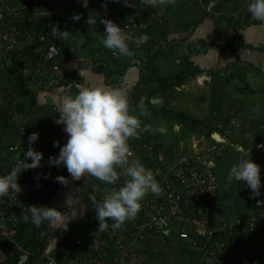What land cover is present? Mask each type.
Listing matches in <instances>:
<instances>
[{
    "label": "trees",
    "instance_id": "16d2710c",
    "mask_svg": "<svg viewBox=\"0 0 264 264\" xmlns=\"http://www.w3.org/2000/svg\"><path fill=\"white\" fill-rule=\"evenodd\" d=\"M111 1L90 0L89 3L97 2L98 7L95 9V13H100V10L109 5ZM70 2L74 4L78 3L79 0H42V3L48 9L56 10L60 14L55 16L54 20H58L59 18L67 19L71 23L69 31L67 30L69 38L75 34V20L72 19L74 11ZM196 2L197 0H171V2H166L164 5L150 6L148 0H142L135 13L111 12L109 14L108 19L115 21L132 38L129 40V47L133 55L130 57L119 56L118 58L112 59V51L104 48L102 45V36L96 42L95 50L97 57H94L92 61L93 64L96 63L97 70L111 84L119 83L123 80L131 59L138 61L139 81L133 91H131L132 96L129 102L136 103L142 96L150 99L155 95H161L168 101V98L174 96L178 91L176 87H179L189 74L201 72L189 60V54L182 58L180 64L172 73L164 76L160 75L157 64L159 58L168 57L174 51L173 45H170L169 41H167V37L172 30L171 27L175 26L177 29H187L192 32V29L200 22L195 17V10L193 9V5ZM240 5H236L235 8L233 7L239 15V20L234 22L237 24L240 23V27L251 23L250 19L258 23L248 13L247 3L241 11L239 10ZM221 18L226 20L227 25L231 24V20L233 19L225 16ZM39 22V20H34L28 24L29 29L37 30V33H39L38 30L42 27L38 25ZM140 35H146L148 39L145 44L137 47L132 40ZM68 36L59 45L60 55L62 56L58 60L61 64L64 61L68 62L71 59V55L75 53V41L72 39L69 40ZM204 44L211 46L207 43L200 42V49L203 48L202 46H205ZM234 44L237 47L252 48L243 43L237 34L231 38H227L222 46L231 48V54L235 55ZM222 46L216 45V48L218 49ZM2 49L4 53L1 52ZM98 61H102L104 66L103 64H97ZM42 63L44 64L43 57L38 56L32 49L23 48L17 44L8 47L6 43L0 41V70L3 73L2 76L5 78L3 81H0V165L1 167H9L19 155L8 151L20 136V129L23 126L21 124L28 118L33 122L42 123L45 126V139L41 145L33 146L36 151L43 153L40 166L35 168V172L29 169L23 171L19 176L18 183L21 186V191L28 194V198L22 201L27 206L43 205L51 207V199L55 193L57 183L60 182L56 178L63 176L69 180V174L63 165L50 166L49 169L43 170L40 174V168L44 167L43 161H48L49 156H55L59 153V146L54 147L53 142L59 141V145L61 146L64 144L61 141L60 129L53 122L59 114L52 107L42 108L35 105L32 106L29 101V95H23L10 72L9 74L7 73L8 68H18L19 76L24 82V85L31 87V89H40L33 85L35 82L33 75L36 68H42ZM207 73L210 76V82L208 83L209 109L205 119L201 120L208 128L204 137L210 140L211 145L224 146V153L216 159L213 166V171L218 182L219 211L227 219L242 216L244 217L243 224H247L250 213L255 214L258 213L257 211L259 209H264V203L257 204V200L264 201V156L259 158L257 154L261 153V149L256 148L257 144L264 145V115L258 122H251L248 128L240 126L238 130H235L231 122L232 120H238V109L236 108L231 111L230 107L226 106L227 102L225 100L230 82L220 70L212 69L207 71ZM73 82V77L65 74L58 78L56 84L48 88V91L54 90L55 88L64 89ZM70 90L76 93L77 86L74 84ZM141 121L143 124H147L144 120ZM182 129H186L191 133L197 128L195 129L190 124L185 123L182 125ZM213 132L218 133L221 137L227 138L230 143L226 145L216 143L211 138ZM246 134L248 136L245 138ZM238 135L241 137L239 138ZM137 140L140 143H147L152 140L153 148L150 152H146L147 150L142 148L139 150V154H136V159L135 157L130 158L129 163L138 161L146 168H151L156 167L157 164L168 163L178 156L179 151H172L173 149L170 150L169 147L166 148L165 140L162 141L154 138L150 134V131L144 132V135L138 137ZM174 140L179 145L180 141L177 138ZM252 142H254L253 146ZM239 147L250 155L253 161L260 165L262 187L259 197H253L250 189L243 185L242 182L237 181L229 184L225 179L230 166L240 155ZM188 150L184 149L182 153H187ZM29 162L31 161L29 160ZM117 171H120V169L118 168ZM3 175L5 174L3 173ZM36 181H39V184L43 185L42 190H38L39 184L35 183ZM238 184L241 185V188L236 187ZM121 186L122 183L117 184V187ZM101 192V189H96L93 190L91 195H95L97 198ZM227 207L230 209L229 211L226 209ZM133 220L131 222L126 221L120 228H117L116 234H127L129 228L132 226ZM172 227V231L180 230V226L173 225ZM96 228H98L97 221H87L82 226L74 224V227L71 228L66 238L59 243V247L55 251L53 250L51 255L59 259L60 253L62 255L66 254V257H74V253H81L88 259L93 258L94 253L88 250V245L85 242L81 241L80 245H76L75 242L82 230L89 232ZM186 230L189 231V228L187 227ZM13 231L14 233L10 238H5L0 235V252L3 253V257L0 258V264H46L44 253L49 238L51 237L50 228L45 224L37 228L30 221L25 222L22 218L21 211L17 216V223ZM256 233L264 236V214L258 220ZM104 236L107 237L105 238L107 241L105 240L106 245L104 247L108 250L109 255L103 256V258H111L113 255L111 238L113 236L110 234ZM250 238L251 235L248 233L245 235L236 234L232 237L233 243L224 245V247L218 246V240L214 238L209 242L207 248L214 249L218 252L215 264H256L255 262L257 264H264V246L247 247L250 243ZM192 239H196L192 234L190 235V239L182 240L172 233L171 237L161 244L150 245L149 241L144 240L135 245V254L138 253L141 256L139 264H202L201 250H194L190 246ZM243 243L246 244V247L242 246ZM17 248H20V250ZM219 254H222V256ZM241 258H245L246 261H240ZM86 264H89V262L86 261ZM130 264H135V262H130Z\"/></svg>",
    "mask_w": 264,
    "mask_h": 264
},
{
    "label": "crops",
    "instance_id": "0c3cea01",
    "mask_svg": "<svg viewBox=\"0 0 264 264\" xmlns=\"http://www.w3.org/2000/svg\"><path fill=\"white\" fill-rule=\"evenodd\" d=\"M141 1L142 0H128L126 4L125 0H112L109 5L100 10V16L97 17L95 26L88 25L86 20L90 14H95V9L98 7L97 2H93L92 4L88 3L87 7H83L80 2L74 4L70 2L74 14H79L80 19L74 21L75 34L72 35L71 38L68 36L69 40L72 39L75 41V53L71 55V59L68 60V62L63 60V66L67 69L65 74L73 77L74 80V82L69 84L66 88H55L51 91H48L49 89H31V87L24 85V82L19 76L18 68H8V72H6L8 74L10 72L12 78L19 86L21 93L23 95H29V101L32 106L35 105L42 108L52 107L55 112H57L56 105L60 97L64 93L74 95L75 93L70 90L71 87L74 86V84L77 86V84H83L85 82L93 86L102 85L123 89L127 93L128 99H131V91H133L137 85L140 76L137 67L138 61L131 59L123 80L119 83L111 84L107 82L105 76L97 70L96 63L93 64L92 60L94 57H97V52L95 50L96 42L98 38L103 36L104 31V24L100 23V18L108 19L111 12L135 13ZM247 2L248 0H197L193 5V9L195 10V17L198 18L200 22L192 29V32L187 29H177L175 26L171 27L172 30L167 37V41H169L170 45H173L174 51L168 57L159 58L157 64L160 75L164 76L172 73L176 67H178L182 58L189 54V60L196 68H199L201 72L189 74L186 80L179 85L180 89L174 96L168 98V101L161 95H155L150 99H146V96H142L136 103L130 101V111L132 114L138 116L140 120H144L145 122L148 117L152 119H161L169 123L171 128L175 131H179L180 128L182 129V125L185 123L190 124L197 129L189 133L188 141L194 140L199 136H205L208 130L205 124L201 122V120L205 119L209 109L208 83L210 82V76L207 71L212 69L220 70L236 88L243 87L245 84H247L245 88H248V86L250 87V84H253L255 81L252 74L246 75L244 68H256L261 73L260 75L264 80V26H262L259 21L258 23L253 22L252 19H250L251 23L243 27H240V23L237 24L234 22L239 20V15L234 9L235 6L241 4L239 8L241 11L244 9ZM222 16L233 18L231 24L227 25L226 20L221 18ZM235 34L242 39L243 43L252 48L250 49L243 46L237 47L236 44H234L235 55L231 54V48H225L222 44H224L227 38H231ZM200 42L207 43L211 46H206V44H204L205 46H202L203 48L200 49ZM216 45L222 47L217 49ZM81 71L83 72L84 80L80 75ZM250 71L259 74L252 69H250ZM202 75H206L208 80H203V82H201L199 79ZM254 83L256 84V82ZM257 90L258 96L260 95L259 104L252 100L250 104L251 108H253V110L255 108L258 112L252 111V109H245L237 95L233 94L232 97H230L228 92L226 93V106H229L231 111L236 108L238 109L237 119L240 121V126L242 127L248 128L251 122H258L264 115V86L260 84ZM251 93H253V90L250 94ZM179 101H182L183 104H180ZM58 118L59 115L57 116V119ZM57 119L55 118L53 122L56 123ZM57 127L61 132V141L66 143L68 136L63 131V125L57 124ZM149 127L151 128L150 134L154 138L166 140V138L162 139L163 134L159 137L157 132L153 131L151 123ZM178 141L183 142L187 140L180 139ZM164 142L166 143V148L169 147L170 150L178 146L175 140ZM200 143L204 145L206 144V140ZM253 144L254 142H252V145ZM259 145L262 144H257L256 148L263 150L264 145H262V147H259ZM188 151H191V149ZM43 165L44 167L40 168V174L43 170H47L50 167L48 161H43ZM35 183L39 184V181ZM42 186L43 185L39 184L38 190H42ZM112 186L114 185L104 184L94 177H87V175L82 176L79 180H73L69 176V180H67L66 184L61 182L57 183L50 205L51 207L61 210L64 214L71 217V219L69 220L67 228L57 229L55 225L50 228L51 237L49 238L44 253L45 257H53V255H51L53 250L55 251V249L59 247V243L66 238L71 228L74 227V224L82 226V224L87 221H95L96 214L95 210H93V203L88 197L93 193V190L101 189L102 192L99 193L97 197L98 200H101L107 190ZM91 233H97L102 239L107 238L99 233L96 228L89 232L82 230L77 240L83 241L88 245ZM17 249L20 250V248ZM66 256V254L62 255L60 253L59 259L56 257L53 258L61 264H70L73 260L75 261L79 257H82L83 254L74 253V257ZM2 257L3 253L0 252V258ZM255 263L257 264V262Z\"/></svg>",
    "mask_w": 264,
    "mask_h": 264
},
{
    "label": "built area",
    "instance_id": "2783aa9c",
    "mask_svg": "<svg viewBox=\"0 0 264 264\" xmlns=\"http://www.w3.org/2000/svg\"><path fill=\"white\" fill-rule=\"evenodd\" d=\"M82 3V0H79ZM90 2V0H89ZM56 10L47 8L42 0H0V41L6 43L8 47L15 44L32 49L38 56L43 57L42 68H36L33 79L34 86L40 89H48L55 85L58 78L66 73V68L59 63V45L64 40L57 39L51 35V29L57 32L69 31L71 23L67 19L54 20L58 16ZM43 18V19H42ZM34 20L41 29L30 30L28 24ZM131 32V31H129ZM111 58H118L120 55H113ZM50 64V65H49ZM97 64H103L98 61ZM0 70V81L5 79ZM208 80L202 75L199 79ZM1 84V82H0ZM179 90V87H176ZM1 94V87H0ZM20 129L21 133L8 152L19 154L17 158L23 157V152L29 148L28 136L32 132H38L39 138L31 145L39 146L45 139V126L40 122H33L29 118L24 121ZM231 125L238 130L240 121L232 120ZM177 131V130H176ZM144 135L141 132L138 137ZM248 134L245 135V138ZM204 140V141H203ZM204 136L189 141H181L172 151H179L178 156L168 163L157 164L156 167L146 168L151 170L160 186V194H148L143 199L141 210L132 221V226L127 234H116L117 229L111 227V220L108 227L101 234L113 236L111 249L113 255L108 256V250L104 247L107 239H102L97 233H91L88 240V250L94 253L93 258L85 255L73 260L70 264H139L141 256L135 254V245L146 240L152 244H161L171 237L177 235L179 239L188 240L192 234L196 239L190 241V246L196 250L200 249L202 264H215L218 252L209 249L208 244L216 238L218 246L224 247L233 243L232 237L236 234L251 235L250 243L247 247L264 246V236L256 233L258 220L263 216L264 209H259L255 214L250 213L246 223L244 217L227 219L219 211L218 207V182L213 171V166L218 157L224 153V146L211 145ZM217 143V142H216ZM130 158L139 154V150L144 148L146 152L152 150L153 141L140 143L137 138L128 141ZM223 144V143H222ZM191 149L187 153L183 150ZM241 149V147H240ZM161 153V152H160ZM17 158L9 167H1L0 175L7 174L16 163ZM161 159V157H159ZM35 172V169H29ZM119 187H111L110 191H116ZM28 194L20 191L18 194L10 193L0 198V235L10 238L13 235V228L17 223V216L21 210H26L27 204L23 199H27ZM24 200V201H25ZM131 222V221H130ZM173 225L180 226V230H173ZM189 228V231L186 228ZM106 240V241H105ZM81 241L77 240L76 245ZM246 247V244H242ZM99 251L98 253H96ZM225 253V252H224ZM222 256V254H219ZM240 261L245 262V258ZM46 264H61L51 256L46 257Z\"/></svg>",
    "mask_w": 264,
    "mask_h": 264
},
{
    "label": "clouds",
    "instance_id": "9594fccd",
    "mask_svg": "<svg viewBox=\"0 0 264 264\" xmlns=\"http://www.w3.org/2000/svg\"><path fill=\"white\" fill-rule=\"evenodd\" d=\"M126 4L128 0H125ZM171 0H148L150 6L164 5ZM89 0H82V6L87 7ZM247 11L254 20L264 26V0H248ZM99 13L90 14L86 20L88 25L95 26ZM72 19H80L79 14H74ZM104 24L102 45L111 50L113 55L130 57L133 55L129 47V37L118 25L109 19L100 18ZM51 35L57 39H67V31L51 29ZM146 35H140L132 42L141 46L147 42ZM2 53H4L1 50ZM80 75L83 80V72ZM59 118L57 124L63 125L67 134V142L62 146L59 141H54L53 146H59V153L49 156L50 166L63 165L73 180L82 176L94 177L107 185L122 183L116 191H110L101 200L95 195H89L95 209L98 221L97 230L105 231L108 221L111 220L113 229L120 228L126 221L135 219L141 210L142 201L148 194L159 195L160 186L151 170L138 162L129 163V144L132 138H138L141 132H149L151 128L143 124L138 116L130 111L127 93L123 89L91 85L88 83L77 84L74 95L64 93L56 105ZM158 132L164 133L160 127ZM39 138L38 132L28 136L29 148L23 152V157L17 158L11 170L0 175V198L10 193L18 194L21 186L18 183L20 174L28 169L40 166L43 153L36 151L31 145ZM240 155L230 166L226 175L227 183L240 181L247 186L253 197L261 195V168L250 158L243 149ZM29 160L31 162H29ZM120 171H117V169ZM122 178V179H121ZM61 183H67L63 176L56 178ZM264 201L257 200V204ZM22 211L25 222H31L39 228L42 224L57 229L67 228L69 217L61 210L50 206H27ZM74 215V214H73Z\"/></svg>",
    "mask_w": 264,
    "mask_h": 264
},
{
    "label": "rangeland",
    "instance_id": "374dc122",
    "mask_svg": "<svg viewBox=\"0 0 264 264\" xmlns=\"http://www.w3.org/2000/svg\"><path fill=\"white\" fill-rule=\"evenodd\" d=\"M244 72H246V75L247 76L249 74H252L254 76V79H255L254 82H256V84L253 82V84H250V87L248 86V88H245V85H247V84L243 85V87L236 88V86L234 84H231L230 83V85H229V87L227 89L228 95L230 97H232L233 94L234 95H237L238 99L243 103L242 106L245 109H247V110H251L252 109V111L258 112V110H256L255 108H254V110H253V108H251V104L250 103H251V100H252L253 102H257L259 104V97H260V95L258 96V90L257 89H258V87H259L260 84L262 86H264V80H263V78H262V76L260 74H256V73L250 71V68L249 69L248 68H244ZM237 86H239V85H237ZM245 89H247V90H245ZM252 90H253V93L250 94V92ZM235 92H237V93H235ZM182 101H179V103L180 104H183ZM146 122L148 123V125L151 123V126L153 128V131L154 132H157V134H158L159 137L163 134L162 135V139L163 138H166L165 141H170L171 142L172 140H174L176 138L178 140L183 139V140H187V141L189 139V132L186 129H181L180 128L181 130L179 129V131L177 130L178 131L177 132V131H175V130H173L171 128V126H170L169 123H167V122H165V121H163L161 119H152L151 117H148L147 120H146ZM160 127H163L165 129V132L164 133H160V132L157 131V129H159ZM238 136H239V138L241 137L240 135H238ZM198 138H195V139H198ZM225 139H227V138H225ZM206 140L208 141V143L211 144L210 140H208L207 138H206ZM220 144H222V143H220ZM260 152L261 153L260 154L258 153L257 156L259 158H262V156H264V147H263V150H261ZM236 187L241 188V185L238 184ZM226 209L228 211L230 210L228 207ZM93 210H95V209L93 208ZM95 221H96V219H95Z\"/></svg>",
    "mask_w": 264,
    "mask_h": 264
},
{
    "label": "water",
    "instance_id": "95a60500",
    "mask_svg": "<svg viewBox=\"0 0 264 264\" xmlns=\"http://www.w3.org/2000/svg\"><path fill=\"white\" fill-rule=\"evenodd\" d=\"M2 51L4 52L3 49H2ZM250 69L257 71L259 74H261L256 68H250ZM211 138L217 143H219V142L223 143L224 142V140L222 139V137L218 133H213L211 135ZM259 147H262V145H259Z\"/></svg>",
    "mask_w": 264,
    "mask_h": 264
},
{
    "label": "flooded vegetation",
    "instance_id": "af4514ba",
    "mask_svg": "<svg viewBox=\"0 0 264 264\" xmlns=\"http://www.w3.org/2000/svg\"><path fill=\"white\" fill-rule=\"evenodd\" d=\"M206 76V75H205ZM222 139L224 140V142H223V144H229L230 143V141L228 140V139H225L224 137H222ZM239 149H240V147H239ZM122 179V178H121ZM117 186V184L116 185H114V186H112V187H116Z\"/></svg>",
    "mask_w": 264,
    "mask_h": 264
}]
</instances>
